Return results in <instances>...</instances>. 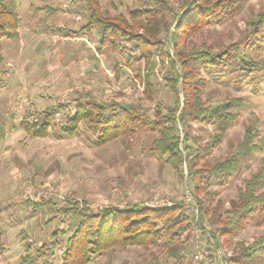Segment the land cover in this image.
I'll use <instances>...</instances> for the list:
<instances>
[{
  "label": "rangeland",
  "instance_id": "rangeland-1",
  "mask_svg": "<svg viewBox=\"0 0 264 264\" xmlns=\"http://www.w3.org/2000/svg\"><path fill=\"white\" fill-rule=\"evenodd\" d=\"M96 1L100 11L128 23H132L129 10L158 7L148 0ZM166 1L175 13H181V0ZM17 13L18 37L3 39L0 46L5 77L0 88V115L3 120L12 115L15 124L0 143V264H18L26 254L25 245L31 247L30 264H60L65 240L78 221L64 212L67 205L83 204L97 211L104 206L122 208L142 201L157 208L181 204L191 217L199 218L197 199H204L208 192L211 196L207 203H220L225 209L264 160L263 148L241 158L239 169L226 178L224 185L217 183L218 178H211L200 193H195L186 160L177 164L175 171L166 156L153 149L155 132H137L96 145L95 132L83 121L73 136L61 135L58 125L64 123L79 94L90 93L105 101L116 99L150 116L158 102L172 106L174 96L163 80L168 69L156 64L150 80L158 93L148 99L150 90L138 76L147 68L146 61L139 59V50L134 51L129 41H124L123 50L100 47L94 29L79 30L87 21L84 0H18ZM261 14L264 0H243L238 10L221 22L188 35L182 49L208 47L219 51L248 35L250 19ZM158 16L170 22V39L175 17L162 10ZM147 20L141 19L130 30L143 34ZM171 46L166 50L173 57ZM245 47L260 63L259 69L247 74L228 66L225 69L233 73L227 77L219 73L221 68L202 76L205 85L201 98L205 105L221 106L228 98L240 100L229 110L235 117L233 123L222 132L213 120L189 122L187 129L178 125L181 142L189 135L194 146L209 147L197 167L228 158L250 125L264 137V20ZM162 59L167 62L165 56ZM55 104H62L63 109L57 111L45 136H32L23 130L24 118L35 117ZM179 150L186 157L182 143ZM263 232L264 220L259 225L247 224L229 245L223 238L214 245L211 237L209 244L192 226L181 234L186 251L179 259L168 258L159 241L151 247L110 249L87 264H229L226 257L236 241L248 244ZM39 247L47 251L45 256L38 255Z\"/></svg>",
  "mask_w": 264,
  "mask_h": 264
},
{
  "label": "trees",
  "instance_id": "trees-1",
  "mask_svg": "<svg viewBox=\"0 0 264 264\" xmlns=\"http://www.w3.org/2000/svg\"><path fill=\"white\" fill-rule=\"evenodd\" d=\"M148 1L158 7L143 6L129 10L128 15L132 23H128L122 17H110L100 11L96 0H84L87 21L79 30L94 29L100 47L111 46L123 50L124 41H129L134 51L139 50V59L146 61L147 68L144 74L139 73L138 76L143 78L144 84L150 90L146 95L148 99L152 100L153 95L156 96L158 93L154 82L150 80L153 70L158 63L165 65L168 72L163 77L164 86L174 96L172 106L158 102L150 116L145 111L116 99L105 101L98 100L90 93L79 94L73 99L71 112L66 116L64 123L58 125L59 132L64 136H73L78 125L84 121L95 132L96 145H104L119 136H133L137 132H155L153 149L161 156H166V162L175 171L178 168L177 164L183 159L186 160L188 179L192 181L195 193H200L211 178H218L217 183L224 185L226 178L239 169L241 158L263 150L264 137L255 126L250 125L228 158L213 165L204 164L197 167L199 159L208 152L209 147L194 146L189 135L181 142L178 125L187 129L189 122L213 120L217 124L216 128L222 132L233 123L235 117L229 110L239 105L240 100L228 98L221 106L205 105L201 98L202 87L205 85L202 76L205 72L212 74L214 68H221L219 73L223 77H227L235 69L246 71L247 74L259 69L260 63L245 51V46L257 32L264 15L255 16L257 19L251 18L249 34L219 51H213L208 47L183 51L182 47L188 35L205 26L221 22L227 15L237 11L243 0H181V13H175L166 0ZM17 5L18 0H0V46L3 39L18 37L20 18ZM161 10L172 13L176 19L170 39L168 35L171 24L162 16H158ZM145 17L148 20L144 25L143 34L132 32L130 28L137 26ZM161 34H164L163 38L160 37ZM170 44L173 48V57L166 50ZM155 49L160 53H156ZM157 54L161 55L160 59ZM162 56H165L167 62L163 61ZM228 66L234 69L228 71L225 69ZM4 83V71L0 66V88ZM61 109L62 104H55L38 112L35 117L24 118L21 121L23 130L32 136H45L54 124L55 114ZM14 128L12 115H8L6 120L0 115V143ZM181 143L186 157L179 150ZM263 186L264 160L249 176L244 188L229 202L227 208L221 209L220 203L208 204L211 196L208 192L205 193L204 199H197L199 218L191 217L181 204L157 208L142 201L122 208L104 206L97 211L89 210L82 206L83 204L67 205L64 212L76 217L78 221L65 240L60 264H87L94 260V256L110 249L127 246L151 247L159 241L162 242L168 258L179 259L186 251L185 240L181 234L192 226L200 231L209 244L212 241L211 237L214 245H218L219 238H223L229 245L232 238L247 224L259 225L264 220ZM30 250L31 247L25 245L26 254L20 257L18 264L33 262ZM37 251L41 257L47 253L41 247ZM226 260L229 264H263L264 232L248 244L236 241Z\"/></svg>",
  "mask_w": 264,
  "mask_h": 264
},
{
  "label": "built area",
  "instance_id": "built-area-1",
  "mask_svg": "<svg viewBox=\"0 0 264 264\" xmlns=\"http://www.w3.org/2000/svg\"><path fill=\"white\" fill-rule=\"evenodd\" d=\"M154 206H158V203H155ZM206 256V255H205ZM199 256H196L195 258H198ZM222 264V262H220Z\"/></svg>",
  "mask_w": 264,
  "mask_h": 264
}]
</instances>
